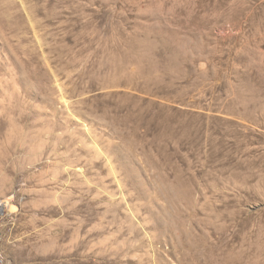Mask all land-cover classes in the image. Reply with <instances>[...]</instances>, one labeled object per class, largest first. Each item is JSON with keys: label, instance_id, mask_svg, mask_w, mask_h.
<instances>
[{"label": "rangeland", "instance_id": "1", "mask_svg": "<svg viewBox=\"0 0 264 264\" xmlns=\"http://www.w3.org/2000/svg\"><path fill=\"white\" fill-rule=\"evenodd\" d=\"M0 233L2 264H264V0H0Z\"/></svg>", "mask_w": 264, "mask_h": 264}, {"label": "built area", "instance_id": "2", "mask_svg": "<svg viewBox=\"0 0 264 264\" xmlns=\"http://www.w3.org/2000/svg\"><path fill=\"white\" fill-rule=\"evenodd\" d=\"M0 237H1V233H0ZM4 262V255L0 252V264H2Z\"/></svg>", "mask_w": 264, "mask_h": 264}, {"label": "bare ground", "instance_id": "3", "mask_svg": "<svg viewBox=\"0 0 264 264\" xmlns=\"http://www.w3.org/2000/svg\"><path fill=\"white\" fill-rule=\"evenodd\" d=\"M6 203H7V205H9L10 204V202L7 200V201H5ZM6 215H8L7 213L6 214H4L3 216H6ZM49 227V226H48ZM67 227V226H66Z\"/></svg>", "mask_w": 264, "mask_h": 264}]
</instances>
